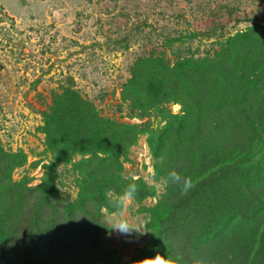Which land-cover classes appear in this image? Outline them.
Masks as SVG:
<instances>
[{
    "label": "trees",
    "instance_id": "obj_1",
    "mask_svg": "<svg viewBox=\"0 0 264 264\" xmlns=\"http://www.w3.org/2000/svg\"><path fill=\"white\" fill-rule=\"evenodd\" d=\"M240 41L227 40L215 65L187 59L172 67L160 59L150 64V72L132 69V110L140 104L133 117L160 119L162 127L146 122L131 130L107 120V140L98 135L93 145L79 146V136L71 138L68 126L46 114L44 132L51 149L58 148L57 155L42 183L28 189L16 223L12 221L5 233L0 225V264H119L102 245V236L110 232L103 209L111 211L106 205L108 189L119 192L132 181L121 174L125 151L119 138L134 130V142L137 135L147 136L155 180L164 184V192L159 195L154 185L136 179L135 199L157 201L141 208L149 216L151 240L128 264L166 247L189 264L194 256L205 258L207 264H264V97L254 112L246 101L248 90L241 96L228 93L233 76L240 74L237 84L247 76L249 56L244 51L245 59L239 62ZM246 49L251 50L250 45ZM191 84L200 88L192 89L189 103L182 90ZM204 88L212 94L201 102L200 96H208ZM171 103L182 106V115L169 111ZM24 163L23 155L0 150V183L11 181ZM59 165H71L77 176L74 201L58 192ZM172 169L199 178L189 195L180 196L175 186L164 183Z\"/></svg>",
    "mask_w": 264,
    "mask_h": 264
},
{
    "label": "rangeland",
    "instance_id": "obj_2",
    "mask_svg": "<svg viewBox=\"0 0 264 264\" xmlns=\"http://www.w3.org/2000/svg\"><path fill=\"white\" fill-rule=\"evenodd\" d=\"M231 37L241 40L239 62L245 59L244 51L249 58L247 76L238 84L240 74L233 76L228 93L241 96L248 90L246 101L257 112L264 100V0H0V150L25 158L12 180L0 183L3 233L20 218L28 189L42 183L57 155L58 148L51 149L44 132L46 114L68 126L71 138L79 136V146L93 145L98 135L107 140V120L128 128L146 122L162 127L160 119L133 117L140 104L132 110V69L150 72V64L160 59L172 67L187 59L215 65ZM193 88L200 87L191 84L182 90L189 103ZM204 89L208 96H200L201 102L212 94ZM167 107L182 115L181 105ZM135 131L119 138L125 151L121 174L128 180L143 179L161 195L164 184L155 180L147 136L137 135L134 142ZM76 178L71 165H59L63 199L77 198ZM156 201L135 199L128 208L129 218L148 233L131 243L115 232L102 236L105 252L119 264L130 263L150 242L149 216L141 208ZM109 214L103 209L106 224Z\"/></svg>",
    "mask_w": 264,
    "mask_h": 264
},
{
    "label": "clouds",
    "instance_id": "obj_3",
    "mask_svg": "<svg viewBox=\"0 0 264 264\" xmlns=\"http://www.w3.org/2000/svg\"><path fill=\"white\" fill-rule=\"evenodd\" d=\"M123 179L127 180L128 178L123 177ZM164 183L175 186L179 190L180 196H187L197 187L199 178L172 169L167 173ZM138 193L139 185L134 177L121 191L114 192L112 189L106 191V205L111 210L106 221L110 225V233L115 232L119 236L130 238L129 243L133 242L132 238L148 233L142 231L140 226L128 216L129 205L135 200ZM133 264H189V262L185 257L170 252L166 247V251L154 250L153 255L134 261ZM191 264H207V261L203 257L194 256Z\"/></svg>",
    "mask_w": 264,
    "mask_h": 264
}]
</instances>
